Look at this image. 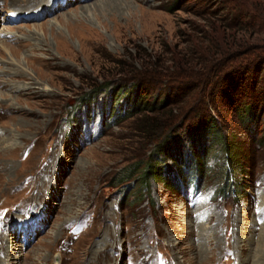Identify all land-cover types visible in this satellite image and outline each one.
Listing matches in <instances>:
<instances>
[{
	"label": "rangeland",
	"instance_id": "rangeland-1",
	"mask_svg": "<svg viewBox=\"0 0 264 264\" xmlns=\"http://www.w3.org/2000/svg\"><path fill=\"white\" fill-rule=\"evenodd\" d=\"M216 1L0 0V264H264V107L243 124L230 69L208 82L184 65L174 71L190 80L166 79ZM226 1L264 14L262 0ZM141 69L143 101L169 98L163 112L129 115L127 89L117 92ZM252 75L251 96L235 102L255 97ZM196 110L219 126L204 178L165 159L170 171L145 180L169 134L186 159Z\"/></svg>",
	"mask_w": 264,
	"mask_h": 264
},
{
	"label": "trees",
	"instance_id": "trees-1",
	"mask_svg": "<svg viewBox=\"0 0 264 264\" xmlns=\"http://www.w3.org/2000/svg\"><path fill=\"white\" fill-rule=\"evenodd\" d=\"M217 1L220 4L216 9H211L213 6L206 8L207 18H205L203 27L201 26L198 31L187 37L185 40L186 44H184L182 50L176 52L175 56L172 54L168 57V64H171L170 68L172 71L167 72L166 79H168L169 82L178 80L180 77L185 80H190L191 75L179 74V76L178 73L174 71V69L180 71L184 65L185 67H201L205 72H198L200 75L198 76L200 77L199 80L208 82L209 76L211 78L212 69H216V71L230 69L231 71L226 72L229 74L226 78L228 83H224L228 87V90L230 88L227 94L228 101L232 103V105L234 104L236 109H241L240 115H237L244 125H246V121L255 123L258 117L263 113L262 108L264 107V99L262 100V96H264V73H261L263 66L252 69L248 67H250L253 62L254 66H256L258 63L264 61V53L262 52L264 49L259 50L261 49L259 46H253L258 45L253 44V42L262 41L264 39V14L260 10V5L259 7L254 6L251 9H247L238 7L236 4H231L230 2L228 3L226 0ZM261 3H264V0H262ZM213 5H216V3ZM253 50L254 53H250ZM182 56L184 57L183 61H181ZM137 63L142 66V62L137 61ZM249 73L253 74L252 79H256V82H254L255 84L252 83L254 85V91L256 92V94L252 95L255 97L245 99L244 102L236 100V103L234 99L235 94L239 96H251L250 94H242L246 88V83L242 82V79L245 80L246 74ZM131 74L132 76L129 75L130 77L128 76L129 78L125 80V84L130 81L128 86H124L123 84H121L122 86H117V92L121 87H124L123 89L125 90L127 89L128 93H125V96L129 99V102H132V106L127 107V111L130 112L129 115H134L139 112H163L168 108V105H170L169 98H164L163 100L152 103L143 101L146 75L143 73L142 69L139 72L132 71ZM261 74L263 75L261 76ZM179 81L181 80L176 82ZM257 85H261L262 91H257ZM101 87L102 86H99L98 89ZM203 87L207 88L206 85ZM202 93L203 95L207 94L204 92ZM207 100H209L208 96ZM198 112L199 110L195 111V113ZM195 119L196 120L191 123L187 122L186 124V122H184L186 124L187 140L191 147L186 155V159L182 158L180 156V150H177L181 147L179 136H177L176 133L169 134L165 140L160 141L156 145L151 155L153 159L158 158L162 166L159 165V168L158 165L153 164L150 159L144 172L145 180L152 176H165L166 172L170 171L164 163L165 159H172L176 162H180V165H183L180 167H186L190 172L191 180L195 181L198 178H204V175L208 171L206 170L205 159L209 153L206 140H213L219 137L217 132L219 126L215 115H212L206 110L204 112L202 111L200 114H196ZM168 126L171 127V124L168 123ZM173 128L175 130V127ZM173 128L170 131H172ZM261 137L264 139V132L263 134L261 133ZM223 148L224 158L227 157L228 159L226 158L225 160L227 164H230L229 161L233 162L232 159L235 157L236 148L232 143L224 144ZM154 155L157 156V158H154ZM163 169H165V171ZM229 169L230 168L227 167V171H229ZM231 170L234 169L231 168ZM177 176L181 177L178 171ZM195 176H198V178Z\"/></svg>",
	"mask_w": 264,
	"mask_h": 264
},
{
	"label": "bare ground",
	"instance_id": "bare-ground-1",
	"mask_svg": "<svg viewBox=\"0 0 264 264\" xmlns=\"http://www.w3.org/2000/svg\"><path fill=\"white\" fill-rule=\"evenodd\" d=\"M78 1H86V0H78ZM50 3H51V0H50ZM41 5V4H39ZM49 9L52 8L51 6L48 7Z\"/></svg>",
	"mask_w": 264,
	"mask_h": 264
}]
</instances>
